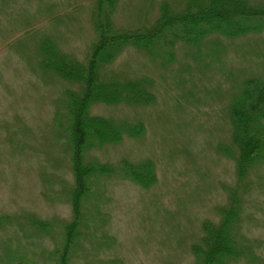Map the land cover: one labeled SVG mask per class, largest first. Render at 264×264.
Wrapping results in <instances>:
<instances>
[{"label": "rangeland", "instance_id": "374dc122", "mask_svg": "<svg viewBox=\"0 0 264 264\" xmlns=\"http://www.w3.org/2000/svg\"><path fill=\"white\" fill-rule=\"evenodd\" d=\"M163 1L175 10L185 2L118 0L114 26L152 23ZM93 10L91 0H0V264H58L63 252L65 225L74 219L64 91L77 87L40 65L39 48L48 34L84 62L97 36ZM203 43L178 44L166 65L126 46L101 70L110 79L152 78L156 100L94 103L92 114L140 121L144 131L93 147L87 159L116 168L123 159H150L156 180L143 187L119 169L95 180L81 202L68 264H191L202 221L218 222L237 187L238 227L252 256L227 264H264V163L249 169L240 188L234 157L221 148L234 149L231 99L246 78L264 75V28L210 35ZM36 220L49 226L37 227Z\"/></svg>", "mask_w": 264, "mask_h": 264}, {"label": "trees", "instance_id": "16d2710c", "mask_svg": "<svg viewBox=\"0 0 264 264\" xmlns=\"http://www.w3.org/2000/svg\"><path fill=\"white\" fill-rule=\"evenodd\" d=\"M91 1L94 7L91 17L97 36L84 62L62 51L48 34L41 38L39 48L40 65L77 87L64 91L66 138L71 148L74 176V185L69 191L74 219L65 225L66 240L58 264H68L69 250L76 245L77 229L83 219L81 202L90 195L95 180L116 169L143 187L156 180L150 159L138 163L123 159L117 168L87 159L88 151L93 147L116 143L124 135L138 136L144 131L140 121L131 123L126 119L114 120L92 114L90 109L94 103L135 106L149 105L156 100L152 78L110 79L102 77L101 70L126 46L142 50L161 65H166L172 61L178 44L198 47L210 35L236 37L264 28V3L257 4L253 0H185L180 10L163 1L159 15L152 23L132 29L114 26L112 16L118 0ZM227 111L234 149L221 148L234 157L240 187L249 169L264 163V75L246 78ZM238 193V187L229 190V204L219 209L218 222L202 221L200 239L191 245L194 255L191 264H227L241 255L252 256L251 244L238 227L241 212ZM34 225L46 228L49 223L36 220Z\"/></svg>", "mask_w": 264, "mask_h": 264}]
</instances>
